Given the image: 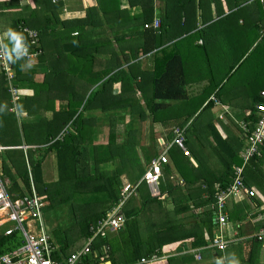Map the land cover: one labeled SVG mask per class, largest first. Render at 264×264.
Returning a JSON list of instances; mask_svg holds the SVG:
<instances>
[{"label": "trees", "instance_id": "obj_1", "mask_svg": "<svg viewBox=\"0 0 264 264\" xmlns=\"http://www.w3.org/2000/svg\"><path fill=\"white\" fill-rule=\"evenodd\" d=\"M95 1L97 6L87 9L83 19L60 21L56 12L62 7V2L36 0L35 9L46 14V19L41 20L38 14L31 12L27 18L18 17L12 20L7 41V46L11 43L14 48L19 45L28 46V35L21 30L22 27H28L37 31L38 45L41 44L43 47L46 42H52V38L56 37L58 40L53 41L59 47L69 42L77 43V49L69 51L68 54L62 49L63 52H58L59 58L64 57L65 64L62 71L55 70L49 85L41 83L43 89L37 86L38 89H32L33 94L19 100L17 103L19 111L23 110L28 115L20 128L15 125V122L11 123V121H16V116L9 113L11 105L9 95L0 117V144L7 147L0 153V171L2 179L6 178L8 181L5 182V188L10 199L17 201L31 196L32 187L43 203L42 213L43 210L65 211L69 213L64 212L67 218L73 216L75 220H79L74 227L70 225L72 229L68 232L71 244L62 240V233L52 234V231H49L52 237L50 238L51 243L57 246L53 258L60 264H63L65 258L83 246L91 235L90 226L101 219L106 211L117 205L122 186L121 177L125 176L132 183L137 182L156 155V153L149 154V156L144 154L146 161L141 162L137 151L133 150L137 146V141L130 140L133 135L132 131L129 129L122 135L117 132V125L124 123L117 117L118 113L108 114L110 116L109 127L103 128L101 124H98L97 117L85 113L86 109L93 111L99 108L110 111L119 108L120 103L122 107L134 106L139 101L138 99H134L131 103L130 97L125 100L121 96L113 95L112 88L117 83H121L122 93L138 94L139 99H145L146 103L149 99L152 102L153 115L158 110H165L170 106L165 102L179 103L180 101L185 104L188 100L185 87L191 75L187 76L190 71L185 65L178 46L193 37H197L198 40L204 38L208 30L218 26V21L221 24L222 21L230 19L233 13L242 10L237 4L229 3V11L232 12L221 21L218 19L210 22L212 16L207 17L204 13L205 9L212 7L216 9V14H222L223 11H219L216 6L219 0H126V8L121 7V0ZM155 1L160 4L157 9L154 7ZM17 2L18 0H10L8 5L1 3L0 17L9 15L11 10L17 7ZM155 18L160 22L157 29L152 27ZM55 24L62 25L63 31L49 33L53 32L52 28ZM253 26V38L251 39L250 36L248 39V46L242 50L243 54H240L237 62L239 66L236 68L238 70L247 62L249 56H254L253 61L258 65L253 79L244 84V89L252 95L251 115L245 118L249 122L247 134L253 130L257 122L255 105L264 103L259 96V92L264 89V34H260L257 24ZM240 28L244 26L240 25ZM73 30H78L75 38L71 37ZM249 51H251L250 55L246 56ZM104 54L108 55L106 60L97 57ZM148 55L152 56V64L150 68L143 71L140 69V61ZM59 58H57L58 61H60ZM96 63L99 64L95 65ZM88 66L90 74L98 81L95 83L97 86H91L93 88L83 103L85 97L74 90L76 85L73 84V77L76 72L80 75L88 72ZM94 68L96 71H93ZM192 72L195 73L193 70ZM4 80V77L0 75L1 99L3 98L1 96L6 97L8 94V87ZM23 81L25 77L17 73L15 82L23 83ZM54 84L57 86V91L61 89L64 93L58 99L50 95L52 89L48 90V87L55 89ZM223 86L220 84L215 86L210 82L197 99L199 104L191 105H195L201 111L211 110L215 101L212 99L205 103L211 93L216 95L215 100L218 104H225L221 99L227 94ZM44 88L48 93L45 98L41 96ZM1 99L0 102H2ZM41 100L44 102L41 103ZM59 100L62 103H55ZM39 103L45 108L38 111L36 104L39 106ZM180 103L177 106H180ZM142 114L143 112L138 113L137 118H146ZM176 116L175 121L170 122V126L166 124L169 123L167 120L156 117L152 119V123L159 122L163 128L167 130L170 128L167 133L172 135L175 128L181 129L189 121L188 117L184 122H179V116L177 114ZM191 128H194L193 122L189 124L186 132L195 133ZM204 128L206 131L204 135H208V142H211L208 143L209 149L217 156V162L220 163L219 170L216 173L208 171L203 163L205 161L200 156L199 148L192 149L188 138L184 137V146L197 165L193 166L190 159L178 147L172 146V148L169 147L171 149H167L179 178L178 186H169L167 191L168 198L175 207L173 212L163 211L166 197V200L151 198L146 185L141 183L137 197L130 200L132 206L127 205L124 208L123 229L114 233L117 234L116 236L111 237L114 234L107 232L108 234L99 237L92 247L94 251L99 246L106 245L109 248L108 258L111 264H133L138 263L142 258L149 260L153 256L164 259L166 257L162 256L164 247L176 242L192 240L191 247L198 248L206 247L208 241L210 245L212 244L218 231V226L214 222L215 194L231 182V166L241 164L238 157L241 140L237 139L238 146L235 147L230 137L222 139L212 121H208ZM246 133L242 132L243 140L246 138ZM204 135L201 133L200 136ZM200 136L196 137L197 141L200 140ZM49 155L53 157L54 177L56 172L57 177L54 182L47 184L43 182L42 170ZM182 157L187 160L189 169L186 168L187 162ZM162 180L163 178L160 184ZM243 181L247 189L252 186L256 187L264 197V149L245 165ZM215 184L219 185L216 189ZM202 186L204 189H201ZM176 194L178 199L175 197ZM90 195L96 196L95 198L100 200V203L90 206L86 201H82ZM203 195H205L204 200L197 203V198ZM248 198L254 207L261 206L262 203L256 194ZM80 202H84V205L88 207L80 206ZM200 206L210 208L190 217L187 223L180 221V223L171 224L169 222L172 216L192 211ZM248 208L249 206L243 208L237 203L228 212V220L233 223L244 221L246 219L245 210ZM152 217H159V221H165V224L162 225ZM215 227L216 234L213 236L212 228ZM204 230L209 234L208 241L203 236ZM251 238L246 241H239L237 237L230 240L229 253H227L229 259L224 264H256L259 253L264 249H261V243L257 241L255 235ZM21 239L19 232L10 236L0 234V256L19 247ZM77 244H79L78 247ZM164 260H155L145 264H196L193 254L174 255ZM98 262L90 254L84 257L79 264H97Z\"/></svg>", "mask_w": 264, "mask_h": 264}, {"label": "crops", "instance_id": "obj_2", "mask_svg": "<svg viewBox=\"0 0 264 264\" xmlns=\"http://www.w3.org/2000/svg\"><path fill=\"white\" fill-rule=\"evenodd\" d=\"M35 1L34 0H24V1L20 2L18 0V2L16 3L17 7H14V9L11 10L9 15H5V17H3V16L0 17V23H1L2 30H3L4 37H5V41H4V45H5L4 47L5 48H4V50L9 55L10 73L13 76L12 77L13 80L11 81V85L13 88L16 89L15 91L10 92L9 88H8V92H7L8 94L6 95V97L1 96L3 98L2 99L0 98L2 100V102H0V113H1V110L3 109V107L6 105V100H8L7 99L8 95L10 96L9 97L10 103L12 104V102H15L14 97H16V96L18 97L19 86L23 90H25L26 95L27 94L31 95V94H33L32 89H38V88L43 89V87H41L42 84H45L46 86H47V84L49 85L50 81H52V79H53L55 70H61L62 71V67L65 64L64 59H63L64 57L62 56L59 58L58 52L64 51L66 54H68L69 51H73V50L77 49V43L76 42L65 43L62 46L58 43L60 45V47L57 46L55 44V41H53V40L57 39V37H56V38H52V42H46L44 47L41 46V44L39 45L38 49L41 51L40 55L41 54L42 55L40 57L41 59L38 60V63L30 62V61H24V60L17 61L18 59H25V58L19 56L20 48L25 46V45H19V47L14 48L13 45L10 43V45L7 46V41L9 38L10 22L12 20L18 18V17H26L27 18L28 14H30L31 12L38 14L40 16L41 20L46 19V14L40 13L38 9H35V6H36V4H34ZM58 1L62 2V7L59 8L56 12V14H58L57 16H58V19L60 21H73V20L83 19L86 15L87 9L97 6V3L95 0H62V1L58 0ZM58 1L53 2V3H58ZM219 1L220 2H218L216 4V6L218 7L219 11H223L222 14H220V15L216 14V9H213L212 7H206V9H205L204 13L206 14V16L207 17L209 15L212 16V18H211L212 20L210 22L216 21L218 19L221 21V19H223L228 13L232 12V11H229V8H228L229 3L230 4H233V3L237 4L239 7L242 8V10L240 12L233 13V15L231 16L230 19H227L226 21H222L221 24H219V21H218V26L208 30V33H206L204 38H201L199 40L197 39L193 43L191 41L192 40V38H191L189 40V43H187L186 45H183V49H182L183 52L181 55H182L183 60L185 57L187 59V61L192 59L193 62L195 63L196 62V59H195L196 56L193 55L192 49H193V47L194 48L199 47L202 50L203 61L200 64L195 63V66L193 68H191V70L195 71V74L192 72L194 77L199 79V78H202V76H203V78L208 80V84L210 82L213 83V82L217 81L221 85L223 83L222 82L223 78L220 75V73L222 70L221 66H223V64H222L223 59H225L227 56H231V55L236 56L238 54V52L241 50V47H243V45H248V39H250V36H251V39L253 38V34H252L253 33L252 30L254 29L253 25L257 24L260 34L261 35L264 34V3H260L258 0H219ZM8 2H10V0H0V4L2 3V5H8L9 4ZM126 4H127L126 0H121V7L126 8ZM154 7H155V9L160 7V4L158 1L154 2ZM34 10H36V11H34ZM155 15H156V13H155ZM47 16H49V14H47ZM240 25L244 26V28H240ZM28 29H30V28H28ZM30 30L36 31L34 29H30ZM52 30H53V32L51 31L49 33H54V32L59 33L61 31H63V27L60 24H55L53 26ZM77 32H78V30H73L71 37L75 38L77 36ZM104 32L107 34L106 30H104ZM74 34H76V35H74ZM94 38H96V37H94ZM193 38H197V37H193ZM61 49L63 51H61ZM106 49L107 48H105V50ZM189 52H190V54H189ZM97 57H101L99 59L106 60L108 55L104 54L103 56H97ZM57 58H59L60 61H58ZM14 59L16 60L15 62H14ZM25 60H30V59H25ZM184 62H185V60H184ZM151 64H152V56L148 55L145 58L141 59L140 69L145 71L148 68H150ZM185 64L187 66H189V63H185ZM48 65H53L50 69L52 71L51 75L49 74V73H51L50 71H49V73H46V70H47L46 67ZM257 66L258 65L255 64V61H253L252 63H250V65H248L245 69H243V71L241 72V74L239 75V77L236 80V84H234L232 87L224 90L225 92H227V94L222 96L221 99H222V101H224L225 104L220 105V104H216L214 102L215 104L211 108V111L215 110V113L217 115L216 120H213L215 122L212 121V123L217 128V130L219 131L220 137L222 139H225L226 137H230L231 140L234 142L235 147L238 146L237 139L239 138L241 140L240 141L241 146H240L239 151H238V157L241 161V164H242L241 153L243 151V148L246 146L245 139L243 140L241 138V135H242V132L246 133L248 131L247 125L249 124V122L246 121L245 118H248L251 115L250 107L252 106V104H251L252 95H250L244 89L245 88L244 84L248 83L249 81H251L253 79V77L255 76L254 74H255L256 70L258 69ZM94 71H96L95 68H94ZM17 73H20V75L25 77V81H23V84L15 82V77H16ZM189 73H191V72H189ZM0 75H2L4 77V79H5L4 81L7 84V81H6V78L4 76L2 69H0ZM79 75L80 74H78L77 72L74 73L73 84L76 85L74 90L78 92L79 83L83 81V83L85 84V90H87V93L89 94L91 89H92L91 88L92 84L88 85L85 81H89L90 79H87V80L84 79L83 80L80 78ZM188 80H190V78ZM146 85H148V83ZM37 86H38V88H37ZM7 87H8V85H7ZM56 87H57L56 85H55V89H53V87H48V90L52 89L51 90L52 93H50V95L56 97L55 99H58V97H60L64 93L61 92L62 91L61 89L59 91H57ZM205 88H202V90L199 92L200 94L198 93L197 95L201 96V94H203ZM41 91H43V90H41ZM112 92H113L114 96H121L122 98H126V97L128 98L130 96L131 97H137V96L139 97L138 94L126 93V92L122 93L121 83L115 84L112 88ZM41 96L43 98L48 96V93L46 92V88H44V91L41 93ZM208 96H209V98H207L205 103L210 101V100L212 101V99L216 98V95H214V93H211ZM55 103L59 104L62 102H61V100H59ZM173 103H176V102H173ZM221 103H223V102H221ZM96 110H93V111L98 112L101 109L98 108ZM11 111L12 110L9 109V113ZM104 111H107V110H104ZM21 113L24 114V111L22 110ZM219 116H222V118L220 119ZM145 120H146V121H144L145 126L143 127V129L145 131L143 133H140V135L138 136L137 150H136L137 156L139 157L141 162L146 161L145 155H144V154H146L144 152V149H146V148L148 149V151H150V154L157 153L155 155V157H157L159 154H161L164 151V148H169V147L172 148V146H171L172 135L170 133L169 134L167 133L168 130H170V128H168V130H167V129H165V127L163 128V126L159 122L148 123V121H149L148 118H146ZM217 121H218V123H217ZM109 122L107 124H105V122H104V124L101 126L103 128H107V127H109L108 126ZM149 124H151V125H149ZM244 124H246V126H245L246 131L244 130L245 128H243ZM119 126L122 127V125H119ZM188 126H189V124H185V126L182 127L185 129L184 137L188 138L189 146L192 147V149L199 148L197 145H195V143L198 142L196 137H198V135L200 136L201 132L200 133H198L197 131L195 133L192 131H190V133L186 132V129ZM123 129H124V127H123ZM193 130L195 131V129H193ZM145 136H149L148 139L146 138V141L144 139ZM139 142H141V144H139ZM163 144H164V146H162ZM140 147H142V148H140ZM171 148H169V149H171ZM259 154H260V152L258 153V155ZM146 155L149 156V154H146ZM167 156H168V153H167ZM155 157H153V158H155ZM188 158L190 159V162H191V164H193V166L197 165L196 161H194V159L190 155L188 156ZM168 159H169L168 164L163 165L161 167L160 181L162 178H163V180H162V183L159 185V188H160V190H163L162 191V194L164 197L163 200L169 199L168 198L169 195L167 194L168 189L171 186L177 187L178 181H179V178L175 176L176 171L172 165V161L169 158V156H168ZM182 159L187 162V160L185 158L182 157ZM148 165H147L146 169L148 168ZM235 165L236 164H233L231 166V168ZM217 167L218 166L216 165V162H215L214 169L216 172L218 171V170H216ZM186 168L187 169L190 168V166L188 165V162L186 163ZM172 177H174V179H172ZM175 178L178 180L174 181ZM0 180L3 182L4 186H5V182L6 183L8 182L6 178L2 179V175H0ZM121 180L123 183L126 182V183L132 184V185L139 183V186H140V184H141L140 183L141 179L135 183L134 182L132 183L131 181L127 182V180L124 182L123 180H125V178L122 176ZM218 186H219L218 184H215L214 188L216 189ZM176 187H174V188H176ZM138 188H137L136 193L133 197H137ZM201 189H204V187L202 186ZM250 189L255 190L256 195L260 199L262 204L258 208L254 207L251 204L250 199L248 198L247 194H243L240 198H234V199L229 200L227 202V205H226L227 219H228V212L230 210H232V208H234L237 203H239L241 205V207H243V208L248 207V206H249V208L247 210H245L246 219L244 221L233 223V222H230L228 220L229 224H228V228L225 232V235H226L225 239L226 240L227 239L233 240L237 237V238H239V241H243V240L246 241L247 239L248 240L252 239L251 237H254V235L256 236L262 230H264V197L257 190L256 187L252 186V187H250ZM146 190L148 191L147 187H146ZM198 190H200V188H198ZM165 197H166V199H165ZM175 197L178 199L177 194L175 195ZM204 198H205V195L200 196V198L199 197L197 198L196 202L198 203L199 201L204 200ZM127 205L132 206V204L130 205V199L127 200L126 204L123 207V214H124V208ZM163 208H164L163 211L165 213L166 212L167 213L173 212V210L175 209L172 201H171V203L168 202V205H167V200L163 203ZM207 208H210V207L200 206L197 209H194L192 211H189V212L177 215V216H172L173 218L170 219L169 222L171 224L175 223V222L180 223V221L181 222L184 221V223H187L188 219L190 217L197 215L198 213H201L202 211L206 210ZM152 215H154V214H152ZM152 218L154 220L159 221V217H152ZM149 220L152 221L151 218H149ZM159 222L162 223V225L165 224V221H159ZM8 225H10V224L0 225V234H2L4 232V230L9 227ZM252 232H255V233H252ZM48 233H49V230H48ZM108 233L114 234L116 232H110L109 231ZM212 233H213V236L216 234V227L212 228ZM49 235H50V238H52L50 233H49ZM203 236H204L205 240L208 241L209 234L206 230L203 231ZM97 239H95V241L93 242V247H94V244L97 241ZM21 241H22V239H21ZM191 242H192V240H189V241L187 240V241H183L182 243L176 242V243L170 244L167 247H164L163 252H162V253H164V255H162V256H166L165 258H167V257L174 256V255L183 256V255H192L193 254V256H194L195 254H198V256L200 257V260L196 261L194 259L196 264H224L226 262V260L229 259L228 258L229 256H227V253H229L228 248H230L229 247L230 244H228V246L224 250H219V249L212 247L210 245V241H208V244L206 247H199V248L198 247H191ZM259 243H261V246H262L261 249H264V241L263 242L259 241ZM54 246L57 249V246L55 244H54ZM101 247H105L106 253H109V248L106 245L99 246L98 248H96L95 251L92 249V253H93V251H94V253H103V249ZM261 251H263V250H261ZM156 253H158V252L156 251ZM167 253H169V254H167ZM94 255H93V257H94ZM164 259H162V260L164 261ZM96 260L98 261V259H96ZM256 264H264V251L259 253V257L257 258Z\"/></svg>", "mask_w": 264, "mask_h": 264}, {"label": "built area", "instance_id": "obj_3", "mask_svg": "<svg viewBox=\"0 0 264 264\" xmlns=\"http://www.w3.org/2000/svg\"><path fill=\"white\" fill-rule=\"evenodd\" d=\"M20 2L24 0H19ZM58 0H53L57 2ZM62 1V0H61ZM264 3V0H258ZM160 25L159 19L155 18L152 27L157 29ZM22 32L28 35L29 44L35 46V52H29L25 45L20 48L19 56L25 59H35L41 53L38 49V34L36 31L30 30L27 27L21 28ZM76 35V34H74ZM4 33L0 23V65L9 86V91H15L12 87V74L10 73L9 55L4 50ZM260 98L264 101V89L259 92ZM17 99V96L14 97ZM216 104L217 101L213 99ZM227 109V108H226ZM257 122L251 132H248L245 138L246 146L241 153L242 164L232 167L231 182L224 189H219L215 194V224L218 226L217 234L214 236L211 246L219 250H224L230 240L225 239V232L228 228V219L226 214L227 202L234 198H240L243 194L253 196L255 190L247 189L244 185L243 175L244 167L249 161L258 155L260 150L264 149V103L255 105ZM221 119L222 116H219ZM246 124L243 125L246 131ZM184 128H175L172 132L171 146L178 147L185 156H189L187 149L184 146ZM164 146V144L162 145ZM7 147L0 145V153L6 150ZM167 149L157 157L151 159L148 168L142 175L141 182L148 189L151 198H162L163 194L160 191L161 167L168 164ZM140 182V183H141ZM139 183L124 184L120 190L119 200L117 205L106 211L105 215L90 226L91 235L88 237L84 245L64 259L63 264H79L80 261L90 255L95 254L94 259H98L97 264H111L108 258V253L103 249V253H92L93 242L99 237H103L107 232H118L123 229L125 224V216L123 207L127 200L133 197L136 193ZM43 203L39 199L36 191L31 187V196L23 197L17 201H12L6 191L3 182L0 180V225L12 224L4 230V236H10L15 232H19L22 236V242L19 247L13 249L7 254L0 256V264H60L53 258L56 247L50 241V235L42 220ZM256 239L260 242L264 241V230L257 234ZM153 256L147 260L142 258L138 263L145 264L152 261L162 260ZM196 261L200 260L198 254L194 255Z\"/></svg>", "mask_w": 264, "mask_h": 264}, {"label": "rangeland", "instance_id": "obj_4", "mask_svg": "<svg viewBox=\"0 0 264 264\" xmlns=\"http://www.w3.org/2000/svg\"><path fill=\"white\" fill-rule=\"evenodd\" d=\"M196 40H197V38H192L191 41L193 43ZM187 43H189V40H186L185 42L183 41L178 46V49L180 50L181 54L183 52V50H182L183 49V45H186ZM247 46L248 45H243V47H241V50L238 52V54L236 56L235 55H231V56H227L225 59H223V61H222L223 66H221L222 70H221L220 75L223 78V81H222L223 83L221 84V86L224 85L223 86L224 90L232 87L236 83V80L239 77V75L241 74V72L243 71V69H245L248 65H250V63L253 62L255 57L254 56H249L250 52H251V51H249L247 53V55H246V56H249L247 62H245L238 70H236V68L239 66V65H236V64H237V62H238V60H239V58L241 56L240 54H243L242 50H245L244 47H247ZM37 47L39 48V45ZM34 48H35V46H32L30 44L28 45L29 52H35ZM192 50H193V55L196 56V58H195L196 62L195 63L196 64L197 63L200 64L203 61L202 50L199 47H195V48L193 47ZM189 54H190V52H189ZM41 55L39 54L38 57L35 58V59H31V60L18 59L17 61L24 60V61H30V62L38 63V60L41 59L40 58ZM99 58H101V57H99ZM184 60H185V63H189V66H187L186 64L185 65L188 67V70L191 72V73H189V72L187 73V76L189 77L190 74H191V77H190V80L187 81V86L185 87V89L187 91V95H188V100H187V102L185 104H182L179 101L180 106H177L179 104L178 102H176V103L165 102L166 105L169 104L170 106L167 107L165 110H163V109L158 110L157 113L155 115H153L154 113H152V102H150L149 99H147V103H148V105H147L145 99H143V98L139 99L138 96L137 97H131L130 96V98L132 99L130 101L131 103L134 101V99H138L139 100L138 102H136L134 104V106H130L131 108L130 107H126V106L122 107L123 105H120L121 103L119 102L120 104L118 106H120V107L119 108H115V109L110 110V111L99 110L98 112H94V111H90V110L86 109L85 113L87 115L92 116V117H97L99 125L100 124L103 125L104 122H105V124H107L110 121V116L108 114L118 113L120 116L118 115L117 117H119V119H121L122 122H124L122 124H119V125H122V127L119 126V125L117 126L118 134L122 135L123 132H125V131L130 129L132 131V134H133L132 137H130V140L134 139L135 141L138 140V136L140 135V133H143L145 131L143 129V127L145 126V122L144 121H146L145 120L146 118H148V120H149L148 123H151L152 119L154 117L160 118V119H165V120H167V122H169V123H167V125L170 126V122L173 121L177 117L176 114L179 116V118H178L179 122H182V121L184 122L189 117L188 118L189 121L187 120L188 122L186 124H190V123L193 122L194 123V128H191V129H195V132L197 131L198 133H200V132L203 133L205 131L204 125L208 121L216 120L217 115L215 113V110H213V111H211V110H202L201 111V109H198V107H196L195 105H191V104H197V105L199 104V100H197V99H199V96L197 94L202 90V88H205V87H207L209 85L208 84V80L203 78V76H202V78H199V79L194 77L191 68H193L195 66V63L193 62L192 59L187 61V59L185 57H184ZM15 61L16 60L14 59V62ZM97 64H99V63H96L95 65H97ZM52 66L53 65H48L46 67V69H47L46 73H49V71H50L51 73H49V74L50 75L52 74V71L50 70ZM233 66H235V67L231 71ZM0 69H2L1 65H0ZM87 69H88V72H85L83 75H79V76L83 80L84 79L85 80L90 79L89 81H85L88 85H91V84L95 85V83H96V81H98V79H94L92 77V75L90 74L91 71L89 70L90 67L87 68ZM93 71H94V69H93ZM20 84H23V83L20 82ZM218 84L219 83L217 81L212 83V85H215V86H218ZM7 85H8V83H7ZM95 86H97V85H95ZM8 88H9V86H8ZM78 92L79 93L82 92L81 96L85 97L83 99V103H84V101L87 99L89 94L87 93V90H85V84L83 83V81L79 83ZM28 96H29L28 94L27 95L25 94V90H23L19 86L18 97L15 100V102H12V104L10 105V109L12 110L10 113L14 114L16 116V121H13V122L11 121V123L15 122V125L17 127H19V128L21 126V123H24L26 121L25 118L28 117V115H27V113L22 114L21 111H19L20 108L17 107V103L19 102V100H22V99H24V98H26ZM124 99L126 100V99H129V98L126 97ZM40 102L43 103L44 100H41ZM74 102H76V101H74ZM36 105H37V110L38 111L41 108H45L40 103H39V106H38V104H36ZM62 106H66V104H62ZM82 106H83V104H82ZM73 108H75V107H73ZM1 112H2V110H1ZM4 112H6V111H4ZM141 112H143L142 116L145 115L146 118H144V119L137 118V116H138L137 114L141 113ZM195 112H197V113H195ZM1 115L2 114L0 113V117H1ZM213 122H215V121H213ZM217 123H218V121H217ZM149 125H151V124H149ZM123 127H124V129H123ZM26 132H27V129H26ZM204 134H206V131L203 133V135ZM20 138H22V136ZM146 138L148 139L149 136H145V138H144L145 141H146ZM199 139L200 140L197 143H195V145H197L199 147L200 156L205 161L203 163H204V165H205V167L207 168L208 171H213L214 173H216V171L214 169L215 162H216V165L218 166L216 170H219L220 163H219V161L217 162V159H218L217 156H215L213 154V152L209 149L210 145L208 143H211V142L210 141L208 142V135L200 136ZM209 139H211V138H209ZM118 141H119V139H118ZM130 142H132V141H130ZM139 144H141V142H139ZM140 148H142V147H140ZM133 150H137V146L134 147ZM144 152L146 154H150V151H148L147 148L144 149ZM0 167H1V164H0ZM54 169H55V163L53 162V157L51 155H49V157L46 158V160L44 162L43 170H42V172H43L42 176H43V182L44 183L49 184L51 182H54V180L57 177V172H56V175L54 177V172H55ZM0 175H2L1 171H0ZM175 176L178 177V174L176 173ZM124 178H125V180H123V181L125 182L127 179H126L125 176H124ZM172 179H174V177H172ZM176 180H178V179L175 178L174 181H176ZM127 182H129V181L127 180ZM125 183L122 182L121 188L124 186ZM95 197L96 196H94V195H92V196L90 195L88 197H85L82 201H86L90 206L92 204L93 205L94 204L97 205V204L100 203V200L96 199ZM132 198L133 197H131L130 200ZM163 198L164 197L162 196L161 199H163ZM168 202L171 203V199L170 200L167 199V205H168ZM130 203H131V201H130ZM79 205L83 206V207H88V205H84V202H80ZM94 208H95V206H94ZM64 212L65 211L59 212L57 210H55V211L43 210L42 220H43V223H44L45 227L49 231H52V234L54 232L62 233V240L63 241H67V242H69L71 244V241H69V232L68 231H71V229H72L70 227V225L74 227V225L77 224V222H79V220L78 219L75 220V218L73 216H71V218H67L65 216V214H69V213L65 212V214H64ZM8 226L10 227V226H13V225L10 224ZM69 227H70V229H69ZM116 235L114 234L111 237L116 236ZM78 246H79V244H77V247Z\"/></svg>", "mask_w": 264, "mask_h": 264}, {"label": "clouds", "instance_id": "obj_5", "mask_svg": "<svg viewBox=\"0 0 264 264\" xmlns=\"http://www.w3.org/2000/svg\"><path fill=\"white\" fill-rule=\"evenodd\" d=\"M28 47V46H27ZM142 178V177H141ZM142 183V182H141ZM160 185V184H159ZM162 193V192H161Z\"/></svg>", "mask_w": 264, "mask_h": 264}, {"label": "bare ground", "instance_id": "obj_6", "mask_svg": "<svg viewBox=\"0 0 264 264\" xmlns=\"http://www.w3.org/2000/svg\"><path fill=\"white\" fill-rule=\"evenodd\" d=\"M7 40V39H6ZM5 46V45H4ZM5 48V47H4Z\"/></svg>", "mask_w": 264, "mask_h": 264}]
</instances>
